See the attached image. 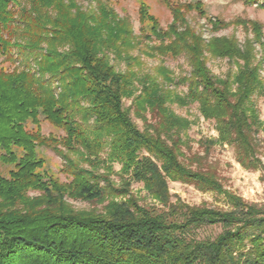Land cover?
<instances>
[{"label": "trees", "instance_id": "1", "mask_svg": "<svg viewBox=\"0 0 264 264\" xmlns=\"http://www.w3.org/2000/svg\"><path fill=\"white\" fill-rule=\"evenodd\" d=\"M27 4L0 0V55L15 65L0 67V264H264V203L226 189L209 163L212 146L228 144L243 167L264 170V121L252 99L264 95V79L251 42L246 50L235 39L206 45L184 15L200 4L172 7L167 28L142 10L145 43L101 1L89 9L74 0ZM207 52L243 63L219 77ZM141 55L161 63L146 70ZM182 55L190 71L176 79L163 58ZM193 102L218 131L195 152L191 120L171 106ZM43 120L62 133L44 134ZM40 148L64 160L65 180ZM169 180L219 193L228 207L173 201ZM132 182L161 207L142 204ZM215 225L220 232L201 236Z\"/></svg>", "mask_w": 264, "mask_h": 264}, {"label": "rangeland", "instance_id": "2", "mask_svg": "<svg viewBox=\"0 0 264 264\" xmlns=\"http://www.w3.org/2000/svg\"><path fill=\"white\" fill-rule=\"evenodd\" d=\"M21 5H28L27 0H19ZM78 6L83 9L96 8L98 1L106 4L115 10L120 17L127 18L130 22L134 34L143 39L141 34L142 22L141 11L147 10V13L154 15L162 28H167L173 19L172 7L180 5H197L199 8H191L190 11H185L184 15L187 22L201 33L202 39L206 45L214 38L235 39L238 47L241 50H246L247 43L251 42L255 64H260V74L264 79V6L259 2L264 0H74ZM182 6V8H183ZM185 9V8H184ZM203 13H200L199 10ZM148 23V21H147ZM146 23V24H147ZM256 32H255V25ZM146 29V28H145ZM147 30V29H146ZM146 40L143 39L145 43ZM149 42V41H146ZM133 55H139L138 48L131 51ZM207 64L211 71L219 77H225L228 72L236 73L238 63H243L240 59L238 62L235 58L231 59L227 56H213L209 52L206 53ZM144 60L146 70L153 69L161 63L160 58H152L141 55ZM164 64L173 70L174 75L179 78L182 75L188 74L190 66L188 65L185 56L171 57L166 56ZM238 63H237V62ZM13 68L15 65L0 55V67ZM119 70L127 69L126 62L117 63ZM174 88V86H171ZM177 92L186 93L187 86L180 85L177 87ZM139 91H137V94ZM253 101L257 107L259 117L264 121V95H254ZM125 106L131 104L132 99H125ZM172 108L180 115L187 116L192 124L186 131L189 138V144L192 151H200V140L218 138V131L214 120H207L201 114L199 104L193 102L187 106H179L174 103ZM150 118V114L148 115ZM134 121L140 128L144 127L143 121L133 114ZM152 120V119H151ZM42 132L48 135L50 132L62 133L61 130L53 127L48 121L43 120ZM258 137L261 140L259 156L264 162V132H260ZM40 155L46 159V166L51 173L58 175L62 180L66 179L61 168L64 160L51 149L40 148ZM209 163L215 166L218 170V175L224 187L236 194L242 196L249 202L264 203V170L263 169H248L241 165L238 161L235 151L228 144H214L212 146ZM120 163H115V170H120ZM113 179L118 186L121 185L118 174H114ZM169 189L172 194L173 201L180 198L183 202L190 205H206L216 208H227L228 204L222 195L214 191H203L198 189L193 184L183 183L180 181L169 180ZM131 191L135 194L140 202L146 206L161 205L154 200L146 191L141 182H132ZM34 194V192L32 193ZM120 197L119 199H121ZM117 199V200H119ZM71 203L77 209H89L91 207L102 208L101 204L89 203L82 200H71ZM221 231L220 226L207 227L200 230L201 236H213Z\"/></svg>", "mask_w": 264, "mask_h": 264}]
</instances>
